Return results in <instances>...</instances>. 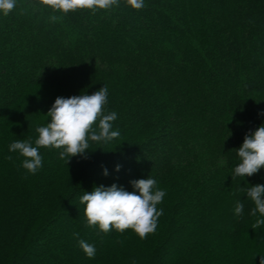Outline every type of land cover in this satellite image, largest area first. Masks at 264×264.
Listing matches in <instances>:
<instances>
[{"label": "trees", "instance_id": "1", "mask_svg": "<svg viewBox=\"0 0 264 264\" xmlns=\"http://www.w3.org/2000/svg\"><path fill=\"white\" fill-rule=\"evenodd\" d=\"M34 4L0 13V264H259L264 225L252 229L260 214L238 189L264 184V168L232 177L236 149L264 124V0H145L139 11L120 0L67 15ZM103 85L120 136L68 162L40 147V170L24 169L9 145L35 146L57 97ZM148 177L167 193L154 233L86 227L84 193L131 192Z\"/></svg>", "mask_w": 264, "mask_h": 264}, {"label": "clouds", "instance_id": "2", "mask_svg": "<svg viewBox=\"0 0 264 264\" xmlns=\"http://www.w3.org/2000/svg\"><path fill=\"white\" fill-rule=\"evenodd\" d=\"M125 4L134 10L146 7L145 0H124ZM120 0H36L37 5H46L53 12L60 10L63 15L75 12L77 9L90 10L93 14L99 10H109L118 7ZM17 7V0H0V13L7 17ZM60 17L52 15L50 19L56 22ZM108 88L103 85L92 94L57 97L47 112L51 121L46 126H37L39 134L33 143L31 140H15L9 145L10 152H18L22 167L30 174H36L43 165V157L39 148H54L61 150V160L82 156L87 158L90 142L97 144L113 141L120 136L119 130H113V122L117 119L115 111L107 112ZM264 115V113H260ZM95 125V127H94ZM239 164L234 168L235 177H251L264 168V124L255 131L244 136L242 145L236 149ZM11 160L12 157L8 156ZM119 171V166H117ZM103 174L108 175L107 169ZM134 191L112 184L95 187L80 197L84 207L86 227L98 226L104 234L113 228L120 234L126 229H132L141 239L149 233H154L158 227V218L163 215V209L158 208L166 196V190L157 187L153 178L138 179L130 182ZM246 193L247 198L254 204L252 216L260 214L252 225L255 230L264 225V184H256L248 188H239ZM244 205L237 202L234 212L237 216L243 214ZM78 237L79 233H74ZM119 242V241H118ZM79 247L88 258H94V245L79 240ZM135 264V261L133 262ZM259 264H264V256H260Z\"/></svg>", "mask_w": 264, "mask_h": 264}, {"label": "rangeland", "instance_id": "3", "mask_svg": "<svg viewBox=\"0 0 264 264\" xmlns=\"http://www.w3.org/2000/svg\"><path fill=\"white\" fill-rule=\"evenodd\" d=\"M158 208H162V209H163V204H161V205H158Z\"/></svg>", "mask_w": 264, "mask_h": 264}]
</instances>
